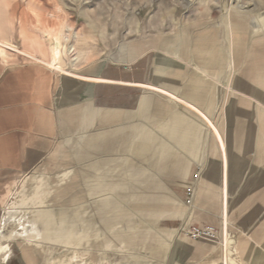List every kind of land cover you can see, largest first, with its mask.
<instances>
[{
    "label": "crops",
    "instance_id": "crops-1",
    "mask_svg": "<svg viewBox=\"0 0 264 264\" xmlns=\"http://www.w3.org/2000/svg\"><path fill=\"white\" fill-rule=\"evenodd\" d=\"M230 16L232 26L224 30L229 43L222 46L228 54L223 74L233 64V48L239 69L233 81L224 75L223 81H215L214 42L189 46L176 36L156 43L140 63L141 70H129L120 78L97 70L81 75L61 65L56 43L52 61L38 46L24 48L15 31L0 25V224L16 183L40 165L55 164L50 155L58 130L76 126L80 134H94L89 146L80 144L78 149L88 146L107 155L99 160L97 153L88 165L87 156H79L78 164L85 165L81 176H97L99 170L118 175L119 149L135 151L133 157L142 160L138 164L156 167L157 180L166 183L158 187L159 213L169 212L165 221L184 236L175 238L181 247L175 264H264V45L255 41L246 46L244 40L248 32L264 39V13ZM194 50L201 55L194 56ZM56 81L124 86L131 94L123 107L111 96L110 108H87L86 101L103 100L91 92L79 99L83 105L76 109H56ZM70 160L64 158L62 164ZM197 172L194 204L188 206L186 189ZM142 197L144 201L149 195ZM164 197L175 200L164 203ZM111 209L107 213L112 215ZM37 220L46 227L52 224L44 214ZM193 227L216 228L217 241L191 239L185 231ZM15 233L33 237L35 222L20 223ZM51 237L61 244L73 241L64 234Z\"/></svg>",
    "mask_w": 264,
    "mask_h": 264
},
{
    "label": "rangeland",
    "instance_id": "rangeland-1",
    "mask_svg": "<svg viewBox=\"0 0 264 264\" xmlns=\"http://www.w3.org/2000/svg\"><path fill=\"white\" fill-rule=\"evenodd\" d=\"M238 12L264 13V0H0V19L5 20L0 25L15 31L24 48L38 46L40 54L52 61L56 43L61 65L81 75L97 70L120 78L129 70H141L140 63L156 43L174 41L176 36L189 46L214 42L215 81H223L224 76L233 81L239 72L236 55L232 48L233 64L224 75L228 54H223L222 46L229 43L224 30L232 26L230 15ZM244 40L246 46L255 41L264 45V39L250 32ZM233 41L232 37V47ZM56 76L67 77L60 72ZM99 87L56 81V109L64 105L76 109L83 105L79 99L91 92L103 100L86 101L87 108H110L111 96L118 98L120 107L126 106L130 93L126 87ZM91 136L80 134L76 126L60 128L50 155L55 164L40 165L16 183L0 224V264H175L176 250L181 248L175 238L184 236L165 221L169 212L159 213L158 187L166 183L157 180L156 167L138 164L142 160L133 157L135 151L119 149L118 175L99 170L97 176H81L85 165L78 164L79 156H87V165L94 164L97 153L99 160L107 156L88 147ZM80 144L87 149H78ZM64 158L71 163L62 164ZM143 194L149 195L144 197L147 200H142ZM110 209L112 215L107 213ZM39 214L52 224L46 227L38 221ZM30 221L35 222L37 234L15 237L20 223ZM53 234L72 236L73 241L54 242Z\"/></svg>",
    "mask_w": 264,
    "mask_h": 264
},
{
    "label": "built area",
    "instance_id": "built-area-1",
    "mask_svg": "<svg viewBox=\"0 0 264 264\" xmlns=\"http://www.w3.org/2000/svg\"><path fill=\"white\" fill-rule=\"evenodd\" d=\"M200 178V172L194 174V184L189 185L186 189L185 202L188 206H193L195 200L196 187L195 184ZM185 234L193 240H210L217 241V230L214 227H193L190 230L185 231Z\"/></svg>",
    "mask_w": 264,
    "mask_h": 264
},
{
    "label": "bare ground",
    "instance_id": "bare-ground-1",
    "mask_svg": "<svg viewBox=\"0 0 264 264\" xmlns=\"http://www.w3.org/2000/svg\"><path fill=\"white\" fill-rule=\"evenodd\" d=\"M56 69L57 70H62V68L60 67V66H56ZM63 71V70H62ZM1 250H3V248L1 249ZM7 250V248H4V251H6Z\"/></svg>",
    "mask_w": 264,
    "mask_h": 264
}]
</instances>
